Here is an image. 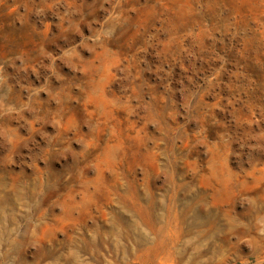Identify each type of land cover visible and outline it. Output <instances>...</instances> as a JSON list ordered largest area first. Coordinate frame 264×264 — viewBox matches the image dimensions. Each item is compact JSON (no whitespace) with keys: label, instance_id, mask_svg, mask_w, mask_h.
<instances>
[{"label":"rangeland","instance_id":"374dc122","mask_svg":"<svg viewBox=\"0 0 264 264\" xmlns=\"http://www.w3.org/2000/svg\"><path fill=\"white\" fill-rule=\"evenodd\" d=\"M0 264H264V0H0Z\"/></svg>","mask_w":264,"mask_h":264}]
</instances>
